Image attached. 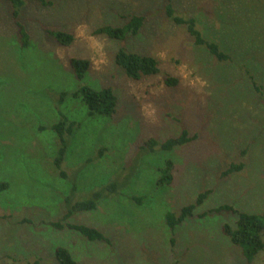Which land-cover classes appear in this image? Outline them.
Listing matches in <instances>:
<instances>
[{"label":"rangeland","instance_id":"1","mask_svg":"<svg viewBox=\"0 0 264 264\" xmlns=\"http://www.w3.org/2000/svg\"><path fill=\"white\" fill-rule=\"evenodd\" d=\"M51 1L48 7L26 1L19 19L30 46L23 48L12 5L0 0V264H60L58 247L75 264H264V250L248 262L223 234L236 215L199 216L223 205L264 213V0H173L179 14L195 18L204 37L232 56L221 62L168 19V0ZM134 15L146 16L137 36L95 34ZM49 31L76 40L62 47ZM121 49L157 58L160 74L130 79L115 61ZM73 57L91 61L82 81L69 64ZM168 77L178 85L167 86ZM85 85L112 88L117 113L89 116L71 97ZM62 92L70 97L61 105ZM62 115L79 123L63 164L66 179L54 165L60 140L51 129ZM184 130L195 139L171 152L143 149L151 138L162 143ZM168 159L174 181L158 186ZM241 163L242 171L223 177ZM115 179L124 183L118 194L69 220L97 228L109 243L54 228L68 197L87 200ZM209 189L194 216L172 231L166 215Z\"/></svg>","mask_w":264,"mask_h":264},{"label":"trees","instance_id":"2","mask_svg":"<svg viewBox=\"0 0 264 264\" xmlns=\"http://www.w3.org/2000/svg\"><path fill=\"white\" fill-rule=\"evenodd\" d=\"M12 5V16L14 22L17 26L18 36L23 48L30 46V35L20 21L21 10L25 6L28 0H7ZM40 3L42 6L48 7L52 6L53 2L51 0H33ZM164 11L168 19L176 25H181L186 27L187 32L194 41L197 47L205 48L208 50L210 55H212L218 61H231L232 56L224 52L221 47L206 37L199 30L197 21L195 18H188L179 14L174 5L173 0H168L165 4ZM146 21V16L134 15L131 16L128 23L123 27H117L112 25H106L96 29V35H103L113 40H124L128 36H137ZM50 36H52L55 41L62 47H69L74 44L76 38L73 33L64 31H49ZM116 64L122 67L127 76L130 79L139 81L145 78L157 76L160 74V62L157 58L140 55L136 53H131L125 49H121L115 58ZM69 64L72 67L75 76L78 80L82 81L91 69V61L86 58H70ZM249 73V72H248ZM250 79L256 91H261V88L257 85L255 77L250 74ZM165 84L167 86H177L179 83L178 78L168 77L165 79ZM70 97V93L62 92L60 94V104L62 105L65 98ZM71 97L75 100H80L84 103L89 110V116L97 117H112L117 113L118 99L112 88H104L102 90H96L92 87L85 85L80 87L77 91L71 94ZM79 127V123L70 120L67 116L62 115L58 123L53 125L51 129L58 135L60 140V150L54 161L55 168L60 172V176L64 179L67 178V174L63 170V164L66 159L70 147V139L75 134ZM195 137H191L188 131L184 130L182 133L174 138H170L162 143L158 142L156 139H149L145 142L143 149L153 153L157 150L164 152H171L176 147L185 145L193 141ZM102 156V152L99 154ZM244 164H232L223 173V177H227L236 172L242 171ZM174 171L175 164L173 160L168 159L165 161L164 167L160 170L161 176L157 181L158 186H169L174 181ZM120 180H112L101 190L96 191L92 196L83 201L72 202L71 197L66 199V212L62 219L57 223H52L54 228L63 230L69 228L79 232L83 237L89 241H99L109 243V239L97 228H92L87 225L72 224L69 222L70 218L78 213L89 212L97 209L98 204L104 200L118 194L123 188L124 183ZM77 186L74 187L76 191ZM212 190H206L198 196V199L194 204L182 208L178 213L170 212L166 215V224L172 230L175 231L176 228L182 225L187 219L192 218L195 214L196 209L201 206L211 195ZM138 203L141 200H137ZM221 213H231L237 216V221L235 226H231L225 223L222 226L223 234L228 237L231 242L242 249L243 255L248 262H252L256 256L264 250V213L263 214H248L235 209L230 205H223L213 208L200 214V218L213 214ZM171 243H175V239H171ZM56 258L60 264H75V261L69 252L64 247H58L56 249Z\"/></svg>","mask_w":264,"mask_h":264}]
</instances>
